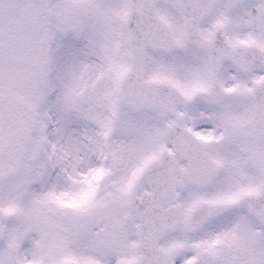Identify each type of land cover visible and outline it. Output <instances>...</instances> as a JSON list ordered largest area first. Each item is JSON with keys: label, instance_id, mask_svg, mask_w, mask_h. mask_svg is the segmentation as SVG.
<instances>
[{"label": "snow or ice", "instance_id": "1", "mask_svg": "<svg viewBox=\"0 0 264 264\" xmlns=\"http://www.w3.org/2000/svg\"><path fill=\"white\" fill-rule=\"evenodd\" d=\"M0 264H264V0H0Z\"/></svg>", "mask_w": 264, "mask_h": 264}]
</instances>
